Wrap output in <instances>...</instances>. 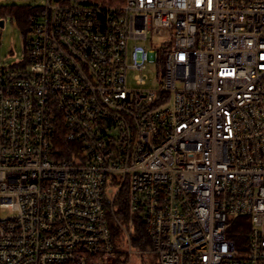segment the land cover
Listing matches in <instances>:
<instances>
[{
    "label": "built area",
    "instance_id": "obj_1",
    "mask_svg": "<svg viewBox=\"0 0 264 264\" xmlns=\"http://www.w3.org/2000/svg\"><path fill=\"white\" fill-rule=\"evenodd\" d=\"M28 23L0 68V264H264V0H45Z\"/></svg>",
    "mask_w": 264,
    "mask_h": 264
},
{
    "label": "trees",
    "instance_id": "obj_2",
    "mask_svg": "<svg viewBox=\"0 0 264 264\" xmlns=\"http://www.w3.org/2000/svg\"><path fill=\"white\" fill-rule=\"evenodd\" d=\"M92 3L104 5V6H122L125 4V0H89ZM39 9V6H17V5H7L0 6V20L5 21L9 19L10 22L15 25L23 40H24V53L26 52L31 29L28 23L29 17L34 15V13ZM29 37V38H28ZM28 39V40H27ZM67 129L61 123H56L52 131L51 136V149L57 156L58 161H68L72 158V152L76 151L80 153V147L73 143H70L66 139ZM79 149V150H78ZM124 197L125 191L123 190L120 194L118 202H116V208L119 209V216L121 219H125L124 216ZM239 225V224H238ZM113 232L116 237H118V231L113 228ZM246 231L241 230V228H232L228 237L234 242V244L239 247L241 242L245 238ZM133 245L136 249L146 250L149 248V242L144 235V231L140 220H135L134 234H133ZM140 264H157L154 257L144 258Z\"/></svg>",
    "mask_w": 264,
    "mask_h": 264
},
{
    "label": "rangeland",
    "instance_id": "obj_3",
    "mask_svg": "<svg viewBox=\"0 0 264 264\" xmlns=\"http://www.w3.org/2000/svg\"><path fill=\"white\" fill-rule=\"evenodd\" d=\"M44 2L45 0H0V6H42ZM146 47L148 48V44H146ZM24 48V40L18 28L13 25L9 19H6L4 21V26L0 28V68H9L22 62L24 59ZM145 74L150 80L147 87H156L154 80L156 77V70L154 66L149 65ZM133 76V73L128 75L129 87L135 86Z\"/></svg>",
    "mask_w": 264,
    "mask_h": 264
},
{
    "label": "water",
    "instance_id": "obj_4",
    "mask_svg": "<svg viewBox=\"0 0 264 264\" xmlns=\"http://www.w3.org/2000/svg\"><path fill=\"white\" fill-rule=\"evenodd\" d=\"M4 26V21L0 20V28H2Z\"/></svg>",
    "mask_w": 264,
    "mask_h": 264
}]
</instances>
